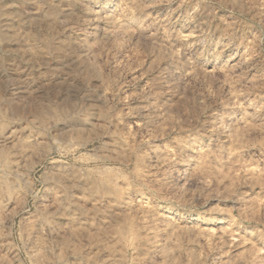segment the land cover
Listing matches in <instances>:
<instances>
[{"label": "rangeland", "instance_id": "1", "mask_svg": "<svg viewBox=\"0 0 264 264\" xmlns=\"http://www.w3.org/2000/svg\"><path fill=\"white\" fill-rule=\"evenodd\" d=\"M0 264H264V0H0Z\"/></svg>", "mask_w": 264, "mask_h": 264}, {"label": "bare ground", "instance_id": "2", "mask_svg": "<svg viewBox=\"0 0 264 264\" xmlns=\"http://www.w3.org/2000/svg\"><path fill=\"white\" fill-rule=\"evenodd\" d=\"M44 111H45V110H44ZM44 111H43V113H44ZM231 113H232V112H231ZM230 116H231V115H229L228 117L230 118ZM225 119H226V118H225ZM68 181H69V180H68ZM63 202H64V201H63ZM61 203H62V202H61ZM67 203H68V202H67ZM53 204H54V202H53ZM64 204H65V203H63V205H64ZM59 205H60V204H59ZM59 205H58V206H59ZM63 205L60 206L61 209L64 208ZM65 205H66V204H65ZM94 205H95V204H94ZM69 206H70V205H69ZM100 207H101V206H100ZM65 208H67V207H65ZM93 208H97V206H93ZM110 208H111V207H110ZM74 209H75V208H74ZM97 209H98V208H97ZM97 209H96V210H97ZM102 209H103V208H102ZM102 209H101V210H102ZM116 209H117V208H116ZM67 210H68V209H67ZM69 210H70V209H69ZM75 210H76V209H75ZM75 210H74V211H75ZM77 210H78V209H77ZM99 210H100V209H99ZM108 210H109V209H108ZM117 210H118V209H117ZM71 211H73V210H71ZM62 212H63V211H62ZM104 212H105V211H104ZM64 213H66V212H64ZM67 214H69V213H67ZM111 214H112V213H111ZM69 215H70V214H69ZM94 215H95V214H94ZM43 217H44V215H43ZM40 218H41V217H40ZM45 218H46V217H45ZM41 219H42V218H41ZM38 220H39V219H38ZM38 220H37V221H38ZM39 221H41V220H39ZM39 221H38V223H39ZM43 221H45V220H43Z\"/></svg>", "mask_w": 264, "mask_h": 264}]
</instances>
